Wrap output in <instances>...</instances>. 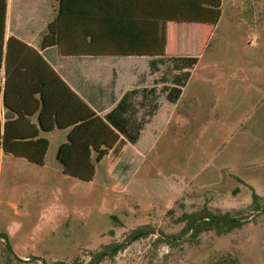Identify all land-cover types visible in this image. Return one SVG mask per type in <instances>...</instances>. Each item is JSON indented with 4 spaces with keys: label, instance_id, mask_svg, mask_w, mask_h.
I'll list each match as a JSON object with an SVG mask.
<instances>
[{
    "label": "rangeland",
    "instance_id": "1",
    "mask_svg": "<svg viewBox=\"0 0 264 264\" xmlns=\"http://www.w3.org/2000/svg\"><path fill=\"white\" fill-rule=\"evenodd\" d=\"M221 11L216 26H188L179 31V39L209 40L206 56L220 60L248 56L253 62L243 67L263 83L264 0H222ZM130 23L120 26L123 37L137 41L146 33L152 51L181 49L171 45L168 23ZM241 42H252L251 48L245 50ZM246 91L237 110L245 129L234 140L228 136L221 148L241 152L243 166L237 168L179 174L202 171L210 160L200 155L216 143L196 144L194 159L185 143L166 135L150 147L144 141L130 145L122 140L97 166L93 183L63 182L39 169L27 180L19 175L8 183L6 165H0V264H89L98 252L107 256L96 264H264V154L253 159L246 155L262 134L257 127L264 128L256 125L264 100ZM149 110L143 109L138 118L148 122ZM57 141L51 139L49 166L55 162ZM253 195L258 197L255 205ZM2 201L16 205L18 213L3 208ZM206 212L228 214L243 225L227 234L210 231L192 238L189 218L183 216ZM138 229L142 237L131 239ZM110 246H120L113 257L105 251Z\"/></svg>",
    "mask_w": 264,
    "mask_h": 264
},
{
    "label": "crops",
    "instance_id": "2",
    "mask_svg": "<svg viewBox=\"0 0 264 264\" xmlns=\"http://www.w3.org/2000/svg\"><path fill=\"white\" fill-rule=\"evenodd\" d=\"M57 8V0H6L4 27L0 26V38L3 37L0 52V134H3L6 119L14 120L17 117L4 105L5 88L7 87L8 102L12 106L18 93L26 96L34 85L35 57L28 52L18 55L13 50L8 56L7 43L13 39L37 51L43 62L53 68L69 89L101 118L113 110L125 94L133 90L137 91V94L132 101L139 99V115L148 105H155V111L140 131L136 143L144 141L150 147L158 136L166 135L174 142L185 143L187 151L192 153L194 159H196L194 153L197 148L196 144L216 143L211 147L207 145L209 151L205 153L208 154L200 155L210 160L209 162L206 158V161L203 160L205 162L202 171L193 173L183 171L179 174L200 175L212 172V169L218 171L228 166L231 168L243 166L239 150L228 151L227 149L221 150V148L228 136L234 140L238 135L237 132L240 134L245 129V125H241L242 114L237 113L238 108L241 110V104L245 100L242 96L244 89L251 95L258 96L260 101L264 100V82L260 83L256 75L249 76L252 69L248 66L247 69L243 67L244 63L253 62L248 56H243V54L226 56L221 60L213 55L206 56L209 40L205 42L188 41L186 38L180 40L178 37L179 31H185L186 27L201 25L177 23H168V28L173 34L171 45L176 47L180 45V50L173 49L168 53L152 51L149 47L151 36L145 33L142 49L131 51L117 48L115 53H106L103 56H62L55 45ZM121 39L125 42V37L120 38L118 34L117 46L122 44ZM251 44L252 42L245 44L241 42L239 46L248 50ZM164 57L196 58L191 75L174 103H169L162 93V97H158L161 87L165 84L159 81L160 72L152 73L149 68L150 60ZM233 63L235 65H232ZM158 68L161 71L163 67L159 65ZM149 79H154L153 83H149ZM151 89H155L156 98L154 100L149 99L150 96L146 97ZM28 99L27 97L26 100L29 101ZM262 108L263 112L257 117L256 125L258 126L264 125V105ZM25 118L29 120L30 125L37 127V113ZM225 120H229V123ZM28 128L29 125L26 124V133ZM256 131L257 134L260 132L262 134L259 135L258 140L256 139L255 146L247 149L249 151L246 154L247 159L264 154V128L260 130L257 127ZM68 132L69 129H54L48 133H40V137L49 142L42 167L5 154L0 148V165H6L7 182L12 183L19 175H22L23 180H27L36 171L35 169L41 172L48 171L49 174L59 177L63 182L74 180L62 173V167L56 160L57 149L66 142ZM53 137L58 140V145L55 151V162L49 166L48 153ZM122 140L130 144L120 137L106 157L110 156ZM104 160L105 157L95 164V174L97 166ZM245 165L251 166L252 164L244 163ZM93 180L90 183H93ZM1 204L3 208L11 207L15 213H18L16 205L8 201H2Z\"/></svg>",
    "mask_w": 264,
    "mask_h": 264
},
{
    "label": "trees",
    "instance_id": "3",
    "mask_svg": "<svg viewBox=\"0 0 264 264\" xmlns=\"http://www.w3.org/2000/svg\"><path fill=\"white\" fill-rule=\"evenodd\" d=\"M55 45L62 56H103L115 53L117 48L131 51L142 49L143 38L137 41L125 37L128 42L117 46L120 26L130 22L177 23L188 25L216 26L221 17L222 0H57ZM6 0H0V26L4 27ZM132 24V23H130ZM0 38V52L2 47ZM13 50L18 55L28 52L35 57L33 88L25 94L18 93L13 105L8 102L7 87L4 105L17 115L14 120L6 119L3 134H0V148L5 154L24 159L32 165L42 167L49 148V142L40 137L54 129H69L66 142L56 152V160L67 177L90 183L95 175V164L106 157L120 137L135 144L140 131L147 123L138 118L139 103L132 99L137 94L133 90L125 94L115 108L104 117H99L87 104L76 96L59 75L43 62L37 51L11 39L7 43V55ZM196 58L164 57L149 62L150 71L160 72V89L169 103H174L186 85ZM162 65V69L158 68ZM167 84V85H166ZM7 86V83H6ZM37 98H36V97ZM154 100L155 89L147 92ZM29 98L27 101L26 98ZM134 102V103H133ZM28 108V110H27ZM150 115L155 105H148ZM37 113V127L32 126L26 116ZM26 124L29 125L26 133ZM254 205L258 197L253 195ZM258 210V207H255ZM192 238L204 232L217 235L227 234L243 224L228 214H190L183 216ZM152 234V233H151ZM141 229L132 232L131 239L142 237ZM0 239H4L0 235ZM10 250V247L7 246ZM120 246L105 247L109 257H113ZM107 252L93 255L89 264H96ZM52 264H66L55 262ZM72 264H76L75 262Z\"/></svg>",
    "mask_w": 264,
    "mask_h": 264
}]
</instances>
